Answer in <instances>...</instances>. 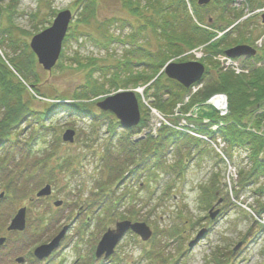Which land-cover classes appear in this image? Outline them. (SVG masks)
Returning a JSON list of instances; mask_svg holds the SVG:
<instances>
[{"label": "rangeland", "instance_id": "1", "mask_svg": "<svg viewBox=\"0 0 264 264\" xmlns=\"http://www.w3.org/2000/svg\"><path fill=\"white\" fill-rule=\"evenodd\" d=\"M78 1L0 0V8L6 11L3 18L0 19L1 33L5 35L0 37L3 38L2 40L19 37L16 43H20V47L27 44L31 52L30 43L32 39L38 33L51 27L59 13L67 10L73 13L74 18L69 25L67 34H72V36L74 34L76 40L71 38L69 41L66 39V42H63L60 60L51 72L44 71L38 63L36 55L32 52L38 65L36 73L41 80L39 86L43 87L42 97L33 92L31 95L34 100L29 95L25 96L24 100L27 101L30 107L29 111L32 118L29 120L31 124L34 125L36 120L37 129L41 127L36 134L42 136L35 139L33 149L40 152L44 149L48 150V148L55 150L58 145L57 155H61L64 158H69L70 155L82 158H78L73 162L74 166L78 167L72 176L65 171V173L59 174L56 177L55 185H51L52 193L40 198H38L36 193L44 188V184L42 183L41 186L37 185L36 178L39 180L43 178L42 169H39L34 174L35 170L33 172L31 170L35 167L31 168L30 161H23L22 165L17 166L13 164L11 166L10 163H6L5 167L10 166V168L18 171L14 181L18 182L20 188L15 191L13 187L7 189V183H0V193L2 191L6 193L3 201L0 200V237L6 236L8 238V242L3 247H0V264H18L16 263L18 258H29V255L33 254L37 248L48 244L65 225L72 222L76 225L65 240L64 246L67 248L59 252L49 264H215V262L216 264H227L228 259L231 257L230 254L235 252L238 245H241V248L236 256L232 255V259L239 258V255H244L243 258L251 259V264H264L262 255L264 229L251 220L249 213L245 212V209L241 210V207L237 205L238 203L244 208L254 206V210L257 212L256 209H258L260 203L253 197H247L243 194L240 201L237 202L234 191L232 190L230 193L224 186L225 179L230 184L232 182L234 184V181H236L239 184V189L235 188V193L236 191L240 192L243 188L247 189V191L250 188L249 192L253 194V191L263 185L262 178L256 180L248 188L243 187L241 182L240 172L250 168L251 165L249 159L251 150L248 147L242 150L236 149V152L232 153L230 146L225 145L224 149H222V145L213 147L212 142L209 141L210 137H212L209 132H215L212 126L215 122H219L220 119L210 118L209 114H212V112L217 114V112L212 111L208 106L203 105L202 108H199V111L193 110L195 105L190 106V110H183V105H181L179 107L175 106L167 112L156 109V112H153L152 100L146 96L145 90L149 84H153L162 75L156 76L147 86L135 87L133 86L134 84H130L125 89L109 88L106 94L95 98L91 102L78 100V104L87 105L89 103L88 105L92 104L97 107L108 97L125 91H133L137 98L141 97V111H149L146 127L150 125L153 126L151 129L154 127L157 129L155 132L149 133V129L144 131L143 128H137L138 133L128 135L129 140L133 142L141 141L148 136L158 137L162 125L165 126V123L159 117L170 119L172 116L166 127L172 131L186 133L190 138L200 141V144L194 147L193 143L187 145L193 147L192 149L181 145L166 148L164 150V158L157 160L166 170H169V167H173L179 171L181 164L178 161L182 158L185 163L184 171L179 176L167 175L164 171L156 168L157 170L152 169L151 174L148 172L144 173L141 170L134 177H129L130 174L121 177V174H117L119 169L117 165L121 163H113L118 159L115 156L120 155L119 152H121L122 147H125L127 137L121 138L122 140H118L116 143H109L111 134L107 129L98 126V131L95 129L97 132L91 131L96 126L91 125L90 118H75L73 115L54 110L48 115L47 120H44V123L49 125V127L51 126V128L46 126L42 128L40 117L42 112L51 107L50 105H63V103L75 102L74 100L61 102L56 100L55 97L62 96L70 99V95L74 94L79 87L86 83L90 72V67H88L89 59H96V64L99 67H109L108 77H111V72H113L111 71V66L118 65L119 60L123 58L125 50L129 47L121 44L120 40L129 41L131 38H135L137 48L150 49L153 52H158L159 46L164 42L162 37L158 38L150 29H146L147 32L144 33L142 31L140 25L145 23L149 15L142 9L146 0H128L130 2L129 5H124L121 0H97L98 6L93 16L86 23L82 21L83 17H81V14L83 15V9ZM232 2L233 0H231ZM215 3L216 0H214ZM215 5L211 6L208 11L202 12L205 18L204 28H207L213 34L208 43L213 44L220 43L225 36L229 35L226 34L222 37L220 34L224 31L219 29L235 28L237 22L242 18V14L237 12L241 11V9L237 11L233 9L230 12L231 14H227L229 18L231 17L230 21L221 22V25L216 23V29L208 28V23L216 22L215 19H219V16L222 15L221 9L217 8L218 6L215 7ZM187 6L193 21L200 25L193 7L189 3ZM136 7H140L139 15L141 13L145 14L142 18L135 15L132 11ZM9 11L12 12L11 19L7 17L11 14ZM236 28L233 30L243 32L248 39L251 37L253 43L264 35L262 32L263 28L241 29V24ZM8 30L11 31V37L8 34ZM249 30L253 31V33H249ZM109 40H112V42L108 46L102 45ZM259 40L253 44L252 47L254 49L259 50ZM208 43L199 45L198 49L204 50L205 48L203 47ZM220 45H222L221 50L228 48L226 43ZM12 46L5 44L4 48L0 47V56L11 70L13 68L8 63V60L14 55ZM142 56L138 54L137 59ZM172 56L165 63L163 69L160 70V73L169 63H182L188 60L198 61L201 53L194 49H188L183 56H175L173 54ZM259 57L260 59L256 60L232 59L233 63L239 64V69L243 68L242 74L236 73L238 68L232 62H230L231 65L229 66V59L225 60L227 67H223L227 68L229 73L233 72L234 77L240 78L243 75L246 76L245 71L255 70L259 64H263L260 61L264 59V55H259ZM220 59H224V57L220 56ZM103 61L105 62L103 63ZM77 62L81 63L78 64ZM206 65L209 68L211 67L209 64ZM221 65H219L220 70H222ZM210 70L213 71L214 69ZM15 74L17 73L15 72ZM164 76L171 80L168 76ZM93 78L101 79L100 73L98 71L95 72ZM195 87H198V84ZM198 90L199 88L196 89V91ZM152 92L150 91L149 95ZM167 98L168 95H165L164 99L167 100ZM191 101L192 99L185 101V103L191 104ZM219 102V98L214 100L217 105ZM141 116L143 118V114ZM113 119L115 124L119 123V119L114 115ZM30 121L25 122L21 130L29 129ZM221 122L223 123V120ZM188 126L196 127L197 133L194 137L191 135L190 129L192 131H195V129L186 128ZM217 128L220 129L221 127L217 126ZM68 130L77 131L76 135H74L73 143L63 141V137ZM26 131L22 135V141L24 142L29 138V136H25L26 134L28 135ZM118 131L125 130L122 128L118 130L117 128V134ZM201 131H207V134L203 132L202 135L200 134ZM262 131L264 132V129ZM258 132H261V130ZM186 143L189 142L187 141ZM143 146L144 144L141 147L134 146L129 149L138 148L139 152H141L142 148H144ZM108 148L107 160H110L111 164H108L107 161L103 163L101 159L104 154L105 160V152ZM9 150L7 146L0 147V165L3 166L4 155L10 152L12 156L14 155L15 152ZM245 155H247L246 158ZM122 156L123 152L120 157ZM262 157H264V153ZM18 158L16 156L17 160ZM18 162L20 163L21 160ZM152 162L154 163L156 160ZM110 166L111 168L114 167V170L109 169ZM102 182L107 183L110 193H116L119 197L124 196L125 204L121 211L126 212L127 217H130L129 213L132 211L137 213L136 217L132 216L133 219L129 220L147 223L154 233L153 237L147 242H143L136 235L128 234L117 246L112 260L104 263L103 259L93 258L91 252L102 241L105 232L108 233L109 230L115 229V225L119 220L116 219L115 215L112 216L111 196L107 200L108 204L106 207L108 206V211L98 210L99 204H101V196H95L98 194L94 192ZM168 182L172 188L164 195ZM206 188L212 189L217 193L216 200L208 205L202 204L201 200ZM151 192H153L152 195L150 194ZM30 198H33L32 202L29 201ZM130 199L133 202L128 207ZM262 199L261 204H264V197ZM56 202H63V204L61 207H57L55 205ZM218 202H221V204L216 209H220V214L216 218L210 219L209 211ZM23 206L28 207V227L24 233L9 236L6 227H3L2 224L4 222L5 226L9 225L17 210ZM97 210L98 212L95 213ZM101 212L104 213L101 214ZM41 221L45 222L42 225L43 230L40 229ZM80 229L82 230L81 232H79ZM204 229H208L206 237L195 248L189 249L190 240L194 239ZM39 231H44L43 235L39 236ZM171 232H175L173 237L169 235ZM157 255L160 257L158 258ZM32 259L34 260V257ZM237 262L239 263V261ZM25 264L33 263L31 259H27Z\"/></svg>", "mask_w": 264, "mask_h": 264}, {"label": "trees", "instance_id": "2", "mask_svg": "<svg viewBox=\"0 0 264 264\" xmlns=\"http://www.w3.org/2000/svg\"><path fill=\"white\" fill-rule=\"evenodd\" d=\"M121 1L124 5L130 4L128 0ZM250 1L253 8L254 6H262V3L258 0ZM78 2L83 9V15L81 14V17H83L82 21L86 23L87 20L93 16L98 6L97 0H79ZM188 3L193 7L200 25H197L189 14ZM215 4L213 1L209 7H201L198 5L197 0H146L145 5L142 6L144 8L142 9L149 15L145 23L140 26L143 33L147 32L146 29H150L158 38L162 37L164 39L162 45L159 46V51L153 52L150 49L144 50L142 48H137L135 38H131L129 41L120 40L121 44L128 45L129 47L125 50L123 58L119 60L120 62L118 65L111 66V71H113L111 72V77H108L109 67H99L96 64V59H89L88 67H90V72L86 83L79 87L74 94L70 95V99L62 96L55 97L56 100H60L61 102L67 100H74L75 102L63 103V105H50L51 107L42 112V116L40 117L42 128L45 126L51 128V126L49 127V125L44 123V120L46 121L48 115L54 110L73 115L75 118H90L91 125L96 126V128H92L91 131L97 132L98 126L107 129L111 134L109 143L113 144L118 142V140L121 141V138L127 137L125 147L123 146L121 152H119L120 155L123 152V156H115V158L118 159L113 163H121L117 165L119 168L117 174H121V177H125L127 174H130L129 177H134L138 171L140 172L141 170L144 171V173L148 172L151 174L152 169H160V171H164V173L173 177H175V175H181L184 171L185 164L182 158L178 161L181 164L179 171L177 168L173 167H169V170H166L157 160L164 158V150L166 148L181 145L192 149L194 146L200 144L199 140L190 138L186 133L172 131L168 127L163 126L158 137L153 138L152 136H148L146 139L133 142L129 140L128 135L138 133L137 130L118 131L117 134L116 130L117 128L119 130L120 124H115L112 113L103 110L99 106L95 107V105L92 104L88 105L89 103L87 105H80L78 104V100L91 102L95 98L106 94L109 88L125 89L130 84H134L133 86L135 87L147 86L155 79L165 63L173 57L172 54L181 56L186 53L188 49H195L199 45L206 44L210 41L213 34H211L207 28H204L205 18L203 17V11H208L209 8L214 5L221 9L222 15L219 16L220 18L217 20L215 19L216 22L213 21L212 23H208V28L216 29V23L220 24L221 22H228L231 20L227 15L228 13L230 14L231 11V0H216ZM4 11L3 8H0V19L3 18ZM132 11L141 18L145 15L144 13L139 15L140 7H136L135 10ZM9 12L11 14L7 17L11 19L12 12ZM219 30L222 31L224 29ZM103 31H105V29H103ZM8 34L11 37L10 30H8ZM227 34L229 35L225 36L220 43H209V45H206L205 54L208 56L204 59V62L211 67L209 68L206 65L207 73L203 80L204 88L192 98L191 104L183 107V110H189L190 106L195 104H205L206 101L215 94H226L228 96L230 113L226 118L222 119L223 126L217 133H213V135H221L232 151L236 149L242 150L248 147L251 150V155L249 156L251 163L250 168L240 172V179L243 187L247 188L254 184L260 177H264V157H262V153L264 152V132L261 134L258 132L264 125V69H255L250 75L240 78L234 77L232 73H223L219 69V64L213 59L214 56L224 54V50H221L222 45L220 44L226 43L228 47H231L246 41V34L244 35L243 32L233 30L231 33L229 32ZM2 35L5 34L1 33L0 29V36ZM71 38L76 40L74 34L73 36L72 34L67 35L66 39L69 41ZM2 39L3 38L0 37V47L4 48L5 44L13 45L14 58H9L8 63L14 71L5 64L0 56V147L6 146L7 144V148L10 149L9 151L12 150L15 153L13 156L11 152L4 155V159L2 160L3 166L0 165V182L7 183V189L13 187V190L17 191L20 186L14 179L18 171L10 168V166L5 167L7 165L6 163H10L11 166L12 164L17 166L22 165L23 161H30L32 165V167H30H35L31 170L32 172L35 170L33 172L34 174L39 169H42V173L44 174L42 179L39 180L36 178L37 185L41 186L42 183L44 185H55V180H57L56 177L59 174L68 172V174L72 176L78 167H75L73 162L78 158H82L78 156L73 157L71 155L69 158H64L61 155H57L58 145L55 150H53V148H48V150L44 149L40 152L33 149L35 139L42 136L36 134L41 127L37 129V122L35 119V124H31L29 120L32 118L29 111L30 107L27 101L24 100V97L29 95L30 98L34 100L31 95L33 92L42 97L43 87L39 86L41 80L40 76L36 73L38 65L34 54L29 51L27 44L20 47V43H16L19 37L6 38V40ZM110 42H112V40L102 45L108 46ZM138 54L143 56L137 59ZM100 62L102 63V61ZM104 62L105 61H103V63ZM77 63L79 64L81 62ZM210 69L214 70L212 71ZM97 71L100 73L101 79L93 78L94 73ZM15 72L17 74H15ZM150 91H153L151 95H149ZM188 93L187 89L167 79L164 75L160 76L153 84H149L145 90L146 96L152 100V106L162 112L170 111L178 103L183 102ZM165 95H168L167 100L164 99ZM142 114L143 118L139 128L146 126L149 111H142ZM209 116H211V119L218 118L213 112L209 114ZM27 121H30L29 129L25 128L21 130L22 125ZM95 129H97V131ZM80 130L82 131V129ZM24 131L28 133V135L26 134L25 136H29L26 142L22 141ZM90 134L92 135L91 132ZM187 141L189 143H186ZM127 142L130 143L128 144ZM143 144L144 148H142L141 152H139L138 148L134 150L129 149L134 146L141 147ZM190 144H192L193 147L187 146ZM107 152H109V148L105 152V160L104 154L101 159L103 163L107 161L108 164H111V161L107 160ZM16 156L19 157L18 160ZM19 160H21L20 163L18 162ZM153 160H156V162L153 163ZM109 169L114 170V167L111 168L110 166ZM98 187V192L96 191L98 195L95 196H101V204L98 203L99 209L108 211V206L106 207V205L108 204L107 200L109 196H111L112 216L115 215L117 220L133 219L132 216H137L135 211L129 213L130 217L126 216V212L121 211L125 204L124 196L119 197L116 193H110V188L106 182H102ZM170 188H172V186H170L168 182L164 195L168 193ZM152 193L153 192L150 194L152 195ZM254 194L259 198H263L264 185H261ZM216 196V191L206 188L201 198L202 204H212V201L216 200ZM131 199L128 201V207L131 206L134 200V198L133 200ZM258 203H260V211L264 212V204H261V201H258ZM103 213L104 212H101V214ZM44 223V221L40 222L41 230L44 229L42 228ZM43 232L44 231H39V236L43 235ZM174 233L175 232H171L169 235L174 236Z\"/></svg>", "mask_w": 264, "mask_h": 264}, {"label": "water", "instance_id": "3", "mask_svg": "<svg viewBox=\"0 0 264 264\" xmlns=\"http://www.w3.org/2000/svg\"><path fill=\"white\" fill-rule=\"evenodd\" d=\"M200 5H208L211 0H199ZM73 20L71 11H63L58 14L53 25L43 32L37 34L31 41L30 47L36 55L39 64L47 72H51L60 59L63 49V42L67 35L69 25ZM255 50L247 45H240L226 51V55L232 58L241 56H254ZM168 78L177 81L185 88H190L193 84L200 82L205 74V66L199 62L187 63H169L163 70ZM100 107L104 110L112 112L121 123L122 128L131 129L137 127L141 122V111L136 94L133 91H125L117 93L114 96L108 97ZM73 131H67L63 137L65 142H74ZM51 194V187L47 186L38 194L39 197L48 196ZM3 196V195H2ZM57 207L62 205V202H56ZM219 211L210 212V216L214 219ZM26 226V209H21L13 219L9 230L23 231ZM68 227H65L61 233L48 245L40 246L35 251V255L39 259H44L58 248L61 239L65 236ZM128 231H133L141 236L144 241H147L152 236L151 229L145 223H132L130 221L118 222L116 228L109 230L96 249V256L99 258L104 256L109 258L115 252L116 246L123 239ZM206 231L199 233L194 241L190 243L193 248L204 237ZM4 239L0 240V245H3ZM18 259V262H22Z\"/></svg>", "mask_w": 264, "mask_h": 264}, {"label": "bare ground", "instance_id": "4", "mask_svg": "<svg viewBox=\"0 0 264 264\" xmlns=\"http://www.w3.org/2000/svg\"><path fill=\"white\" fill-rule=\"evenodd\" d=\"M198 1H199V0H198ZM189 5H190V4H189ZM198 5L201 6V7H207V5H200L199 2H198ZM5 13H6V11L3 12V15H5ZM217 39H221V38H217ZM207 45H209V44H207ZM195 50H198V47H196ZM262 67H263V66H261V68H262ZM263 69H264V67H263ZM152 108H153V109H152L153 112H156L155 109L158 110V109L155 108L154 106H152ZM243 209H244V207L241 206V210H243ZM263 251H264V249L262 250V255H263V257H264V252H263ZM243 256H244V255H241V256L239 255V258L236 257L235 259H233V260H232L231 262H229L228 264H251V259H248V260H247L246 257L243 258ZM34 257H35L36 260H39V258L35 255V253H34ZM157 257L159 258L160 256L157 255ZM22 260L24 261V259H22ZM241 260H242V261H241ZM237 261H239V263H238ZM215 264H216V262H215Z\"/></svg>", "mask_w": 264, "mask_h": 264}, {"label": "flooded vegetation", "instance_id": "5", "mask_svg": "<svg viewBox=\"0 0 264 264\" xmlns=\"http://www.w3.org/2000/svg\"><path fill=\"white\" fill-rule=\"evenodd\" d=\"M250 18L254 20V22H255L256 25H259V24H260V21H259V18H258L257 15L253 14V15L250 16ZM64 243H65V242H64ZM64 243L61 244V249H62V250L66 247V246H64ZM57 254H58V253L56 252V254H54V257L57 256ZM34 262H35L36 264L40 263V262H36V260H35ZM35 263H34V264H35Z\"/></svg>", "mask_w": 264, "mask_h": 264}, {"label": "built area", "instance_id": "6", "mask_svg": "<svg viewBox=\"0 0 264 264\" xmlns=\"http://www.w3.org/2000/svg\"><path fill=\"white\" fill-rule=\"evenodd\" d=\"M238 1H241V0H238ZM261 221H262V223H264V217H263V219Z\"/></svg>", "mask_w": 264, "mask_h": 264}]
</instances>
